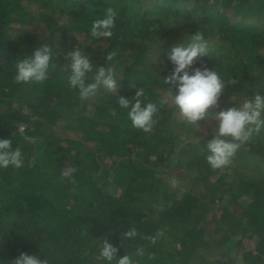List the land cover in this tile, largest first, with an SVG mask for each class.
<instances>
[{
    "label": "trees",
    "instance_id": "trees-1",
    "mask_svg": "<svg viewBox=\"0 0 264 264\" xmlns=\"http://www.w3.org/2000/svg\"><path fill=\"white\" fill-rule=\"evenodd\" d=\"M109 6L117 11L114 35L93 38L91 23ZM195 31L209 42L196 62L226 83L237 80L226 94L264 95V0H0V139H11L24 161L19 169L0 168V264L22 252L48 264H109L99 257L104 239L118 248L116 259L127 254L133 264H234L218 248L222 234L226 240L239 234L237 244L254 238L249 250L263 251L264 169L253 175L246 166L253 156L264 160V129L229 166L213 170L206 161L213 132L200 136L167 106L143 132L117 104L118 95L131 99L140 88L145 102L157 100L168 89L169 52ZM44 44L52 48L49 78L14 83L16 61ZM78 47L93 63L89 81L98 67L115 68L117 93L101 88L79 101L67 86L65 59ZM112 51L116 57L104 59ZM30 121L34 129L27 125L25 135L37 138L32 143L16 130ZM54 124L74 131L103 159L122 157L107 192L96 183L98 155L72 153ZM177 165L190 183L185 190L171 187L160 167ZM67 167L77 169L75 185L61 181ZM133 227L138 235L124 238ZM157 230L164 236L155 244L142 239Z\"/></svg>",
    "mask_w": 264,
    "mask_h": 264
},
{
    "label": "clouds",
    "instance_id": "clouds-1",
    "mask_svg": "<svg viewBox=\"0 0 264 264\" xmlns=\"http://www.w3.org/2000/svg\"><path fill=\"white\" fill-rule=\"evenodd\" d=\"M117 11L109 6L104 10L101 18L94 19L91 23L90 35L93 38H111ZM209 42L204 38L202 32L195 31L188 40L172 47L167 56L171 62L172 69L169 75L164 77V83L168 89L159 95L155 101L145 102L144 88L138 89L134 96L129 99L118 95L117 104L121 109L127 110V118L132 127L150 132L157 123L158 114L164 107L174 108L177 119L195 127L196 131L202 130L199 121L210 118L215 121L213 138L206 143V161L209 166L221 169L231 164L237 151L246 143L259 136L264 129V95L255 93L252 97L236 99L234 106L213 111L219 108V99L226 85L235 84L237 80L232 77L226 83L221 74L214 68L209 69L206 65L194 67L199 57L208 54ZM117 52L112 51L104 59L112 61ZM52 58V48L48 44L37 47L30 57L19 59L15 64V75L13 82L17 84H28L31 82L43 83L48 77V69ZM70 61L68 67L71 75L68 76L67 86L75 90L81 103L94 97L103 88L106 91L117 93V74L115 68L110 66L98 67L89 81L88 74L93 73V63L89 57L82 53L80 48H75L65 55ZM175 88V92L173 91ZM112 116L117 115L115 108H110ZM20 135L25 141L35 142L37 138L25 135V126L19 125ZM22 151L19 147L13 148L11 139H0V168L9 166L19 169L23 165ZM77 169L67 167L61 172V181L68 180L73 185L76 180L73 177ZM170 186L175 188L179 181L173 175L169 181ZM71 191L75 192L73 187ZM138 235L136 228L124 232L126 239H132ZM164 236L163 230H157L155 235L142 237L150 243L155 244ZM41 248L43 245H40ZM118 248L104 239L99 251V257L108 261L109 264H133L129 255L125 254L116 259ZM144 248L138 247L136 255L142 256ZM11 264H48L46 259H41L35 254L21 253L11 261Z\"/></svg>",
    "mask_w": 264,
    "mask_h": 264
},
{
    "label": "rangeland",
    "instance_id": "rangeland-1",
    "mask_svg": "<svg viewBox=\"0 0 264 264\" xmlns=\"http://www.w3.org/2000/svg\"><path fill=\"white\" fill-rule=\"evenodd\" d=\"M39 30H40V28L38 29V32H39ZM200 66H201V64L198 62H196V64L194 65V67H200ZM233 96H236V99L244 98V96L239 95V94L238 95L237 94H226L225 89H224L222 92V95L220 96V99H219V108L213 109V111H219L221 109H226V108L234 106L235 101L232 99ZM0 110H1V107H0ZM35 117H36V115H31L30 119H32V118L34 119ZM40 121L42 122V117H41ZM199 123H200L201 128H202V130L198 131V134L200 136H204V135L208 134L209 132H213L212 129L214 127L215 121L211 120L210 118H206L203 121H199ZM22 124L25 127H27V125H30L29 129H34V126L31 125L32 124L31 121L28 122V124L24 123V122ZM39 124H40V122H39ZM53 127L55 128V130L59 134L62 135L63 139L65 140V143L68 144L72 153H74L75 155L80 156V155H85L87 153H91V154L95 153V155H98L97 159H98L100 172L98 174V178H96V183H97V186L102 189V191L107 192L108 185L110 182V178L113 175L118 174V173H116V170L119 169L120 160L122 157L118 156V155L117 156L114 155V157H112V158H104L103 159L100 157V154L98 153V151L95 148L89 146V144L84 142L83 140H79L78 135L74 131H72L68 128L64 130V128H62V126L58 125V124H54ZM16 130L18 133L19 132V126ZM25 130H26V128H25ZM139 157L143 158L142 156H139ZM160 167H162V170L165 169L163 171L168 176V179H170L173 175H175V177H177L176 179L179 181V184L177 187H180L183 190H185L187 188V186L190 184L189 181L185 177L180 178L183 175V169L181 167H179L178 165L176 167H174V166H164V168H163V166H160ZM246 167H247L246 168L247 173H251V174L255 175L258 173V171H260V169H264V160L260 159L258 156H253L250 159V163H248ZM240 168H242V170H245V168L243 166L242 167L238 166L239 170H240ZM104 177L107 180V182L105 184H103L101 181ZM228 234L229 233H227V235ZM238 235L239 234L232 233V235L229 237V239L226 240L228 236H224L222 234V238H220V241L217 242L220 245L218 247L219 250L225 251L226 259L231 260L235 257V263L234 264H264V249H262L263 250L262 252H258V250L256 251L255 249L249 250V247H247V245H250L252 242H255L254 238L253 239L251 238L252 241L250 240V242H245L246 238H242L243 240H240L242 242L237 244L235 242V239ZM219 250L218 249L214 250L211 255H208V254H206V255H208V257L210 256V258L212 259V257H214L215 254H216V256L219 255L218 254L220 252ZM207 261L208 260H203L202 263L208 264Z\"/></svg>",
    "mask_w": 264,
    "mask_h": 264
}]
</instances>
